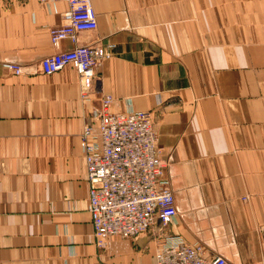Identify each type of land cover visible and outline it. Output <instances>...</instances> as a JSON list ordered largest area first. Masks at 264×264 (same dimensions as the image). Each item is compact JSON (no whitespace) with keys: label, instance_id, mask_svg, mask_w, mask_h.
Here are the masks:
<instances>
[{"label":"crops","instance_id":"1","mask_svg":"<svg viewBox=\"0 0 264 264\" xmlns=\"http://www.w3.org/2000/svg\"><path fill=\"white\" fill-rule=\"evenodd\" d=\"M91 97L67 66L44 74L65 0H0V264H154L167 235L209 257L264 264V0H92ZM6 62L22 66L17 75ZM148 111L177 215L133 238L94 239L81 136L102 96Z\"/></svg>","mask_w":264,"mask_h":264},{"label":"built area","instance_id":"2","mask_svg":"<svg viewBox=\"0 0 264 264\" xmlns=\"http://www.w3.org/2000/svg\"><path fill=\"white\" fill-rule=\"evenodd\" d=\"M65 1L68 9L62 13V23L51 28L50 39L57 47L66 39L75 46L44 56L38 66L47 75L74 66L82 98L89 99L99 66L113 53L100 43L77 44L81 34L98 27L92 0ZM5 66L22 74L18 63L6 62ZM113 101L110 94L102 96L81 136L89 186L88 210L99 247L111 236L133 238L157 223L165 228L177 215L175 195L163 178L164 161L151 112L112 111ZM262 230L264 239V227ZM154 264L233 263L223 256L209 257L201 244H190L171 234L158 246Z\"/></svg>","mask_w":264,"mask_h":264}]
</instances>
